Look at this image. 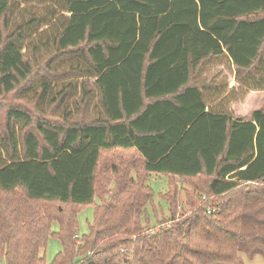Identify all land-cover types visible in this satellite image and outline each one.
Returning a JSON list of instances; mask_svg holds the SVG:
<instances>
[{
	"label": "trees",
	"instance_id": "trees-1",
	"mask_svg": "<svg viewBox=\"0 0 264 264\" xmlns=\"http://www.w3.org/2000/svg\"><path fill=\"white\" fill-rule=\"evenodd\" d=\"M221 58L264 91V0H0V95L16 93L35 111L10 110L1 139L0 264H48L54 235L63 250L52 264L74 262L78 215L94 205L103 153L116 151L137 155L148 175L209 179L218 203L140 233L122 254L154 198L126 171L95 210L81 243L93 258L82 263L264 259V109L244 120L207 106L198 77Z\"/></svg>",
	"mask_w": 264,
	"mask_h": 264
},
{
	"label": "rangeland",
	"instance_id": "rangeland-1",
	"mask_svg": "<svg viewBox=\"0 0 264 264\" xmlns=\"http://www.w3.org/2000/svg\"><path fill=\"white\" fill-rule=\"evenodd\" d=\"M43 74L48 73L45 70L39 71L34 74V77L30 81H35ZM261 74L264 76V72ZM198 82L209 86V90L205 92L207 106L211 109L213 108L215 111L231 114L244 120H250L255 111L264 109V91L254 90V81L246 83H244L245 81H238L237 70L228 58L212 59L206 62L199 74ZM87 84L91 90L94 89L92 81L87 82ZM80 93L74 94V101L78 103H80L82 98ZM94 106L95 102L92 100L88 107L87 117L93 116ZM10 110H20L35 115L34 105L19 100L16 93L0 95V153L4 157L5 150L4 146H2L1 139L3 136L8 135L7 114ZM70 110L74 116H77V109L72 106ZM35 119L37 120V118ZM48 120L52 123H59L54 118H49ZM11 127H13V124ZM15 130L18 138H21L26 132L23 123H16ZM132 161L136 163V172L125 170L129 168L128 165ZM114 168H116L117 173L113 172ZM126 171H128V176L134 178L136 181L142 182L146 189H152L154 198L146 207V214L141 220L142 232L127 236L130 238V241L119 246L122 254H127V248L129 246L132 248L135 247V244H132L134 242L133 240L137 239L140 233L146 232L152 234L161 227L173 228L176 223L189 216L191 210L202 207L207 208V210L215 209L211 206H216L218 203L216 198L207 193L209 179L205 177L183 179L156 174L148 175L143 172L142 161L137 155L123 151L103 153L98 171L97 194L94 205L87 207L78 215V229L73 238L77 244L76 250L78 251V255H76L75 261H72L71 264H85L86 261L81 262L83 257L93 258V254L83 249L84 244H81L83 242V236L89 233V227L94 221L95 210L102 203L109 200L108 194L110 195L116 189L117 180L120 177L127 176ZM3 197L5 196L0 194V199ZM173 202V207H171V203ZM39 208L42 210H50L54 215V213H58L60 207L58 204H39ZM64 208L66 209V206ZM174 218H176V221H173ZM59 230V223L53 222L52 233L57 234ZM62 250L60 240L56 235L52 236L46 248L47 263L52 264ZM123 250H126V252H123ZM4 253L2 251L0 254V262H3ZM79 259L80 262H77ZM242 259L244 260V264H264L262 257H257L254 261H250L246 255H242Z\"/></svg>",
	"mask_w": 264,
	"mask_h": 264
},
{
	"label": "built area",
	"instance_id": "built-area-1",
	"mask_svg": "<svg viewBox=\"0 0 264 264\" xmlns=\"http://www.w3.org/2000/svg\"><path fill=\"white\" fill-rule=\"evenodd\" d=\"M215 209H208V213H214ZM123 252H126V250H123Z\"/></svg>",
	"mask_w": 264,
	"mask_h": 264
}]
</instances>
